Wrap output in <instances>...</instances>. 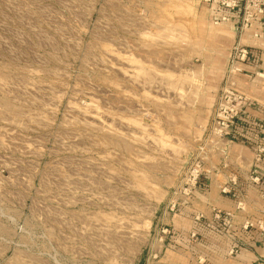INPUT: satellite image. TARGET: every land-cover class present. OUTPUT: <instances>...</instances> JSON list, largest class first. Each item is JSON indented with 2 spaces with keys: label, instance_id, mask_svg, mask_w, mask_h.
<instances>
[{
  "label": "rangeland",
  "instance_id": "374dc122",
  "mask_svg": "<svg viewBox=\"0 0 264 264\" xmlns=\"http://www.w3.org/2000/svg\"><path fill=\"white\" fill-rule=\"evenodd\" d=\"M259 97L264 0H0V264H163L151 222L221 99L252 159L200 153L230 164L237 207L202 234L246 233L264 264Z\"/></svg>",
  "mask_w": 264,
  "mask_h": 264
},
{
  "label": "crops",
  "instance_id": "0c3cea01",
  "mask_svg": "<svg viewBox=\"0 0 264 264\" xmlns=\"http://www.w3.org/2000/svg\"><path fill=\"white\" fill-rule=\"evenodd\" d=\"M250 105L253 107L247 111L250 117L262 118L264 98L259 97L257 101L253 99ZM246 144H230L231 152L229 151L227 155L229 163L236 170L248 171L250 168L252 153ZM230 164L228 165L230 169L227 171L223 169L220 157L206 159L201 187L193 194L189 204L176 213L167 211L157 221L151 222L150 228L156 233L148 246L153 249L161 247L162 253L154 256V258L161 257L159 263L256 264L258 262L261 254L259 251H251L252 245L244 239L246 233L242 234V239H235L232 233L222 236L214 234L216 235L214 238L206 237L202 232L212 231V227L195 221L197 214H202L209 220H212L214 212L237 214L234 195L222 192V188L228 187L233 176ZM243 182L241 181L242 189H244ZM237 229L235 225L231 226L229 232H235ZM166 233L168 236H165ZM258 244H255L256 247L259 246ZM234 246H240L242 251L236 255L231 254V248ZM151 257L153 256L150 254L148 260Z\"/></svg>",
  "mask_w": 264,
  "mask_h": 264
},
{
  "label": "built area",
  "instance_id": "2783aa9c",
  "mask_svg": "<svg viewBox=\"0 0 264 264\" xmlns=\"http://www.w3.org/2000/svg\"><path fill=\"white\" fill-rule=\"evenodd\" d=\"M247 55L246 50L242 51ZM235 100V99H234ZM230 100L221 99L216 105V111L212 119L209 136L199 151L204 152L207 150L209 153H226L230 146L227 137L233 132L232 126L234 119L238 115V109L234 105H229ZM239 104L242 102H238ZM238 104V105H239ZM191 161L184 177L180 180L177 188L173 192V197L168 203V211L171 213L179 212L182 208L189 204L193 194L201 187L202 177L204 171V158L200 157V153ZM223 193H229L228 187L222 188ZM219 214L216 215L218 217ZM231 216V214H227ZM202 214L195 216V221L200 223L203 219Z\"/></svg>",
  "mask_w": 264,
  "mask_h": 264
}]
</instances>
